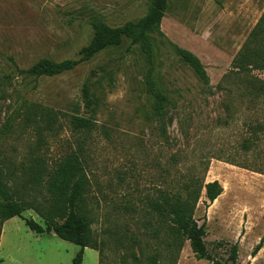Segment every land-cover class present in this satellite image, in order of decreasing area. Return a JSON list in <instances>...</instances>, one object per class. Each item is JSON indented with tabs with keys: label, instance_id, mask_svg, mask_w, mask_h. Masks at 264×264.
<instances>
[{
	"label": "rangeland",
	"instance_id": "obj_1",
	"mask_svg": "<svg viewBox=\"0 0 264 264\" xmlns=\"http://www.w3.org/2000/svg\"><path fill=\"white\" fill-rule=\"evenodd\" d=\"M147 14L145 0H0V167L27 206L3 227L0 264H73L79 246L26 224L46 228L39 212L53 204L47 175L72 153L85 162L96 243L85 249L83 264H152L154 257L160 264L177 257L176 264H213L198 261L189 243L180 252L169 248L168 224L151 207L192 178L218 181L224 190L209 205L204 189L195 213L199 225L206 223L212 255L226 262L238 244L239 264H264V246L252 256L264 236V95L255 91L264 86V69L234 68L264 0H169L163 36L153 35V65L125 40L60 76L19 72L41 60L80 61L97 19L122 28ZM176 48L201 60L209 85ZM151 67L170 101L165 135L147 93ZM89 78L95 125L80 131L71 120L90 117L82 97Z\"/></svg>",
	"mask_w": 264,
	"mask_h": 264
},
{
	"label": "trees",
	"instance_id": "obj_2",
	"mask_svg": "<svg viewBox=\"0 0 264 264\" xmlns=\"http://www.w3.org/2000/svg\"><path fill=\"white\" fill-rule=\"evenodd\" d=\"M145 1L148 4V14L138 22L128 23L122 28H111L101 20L93 21L94 39L83 50V57L80 61H66L57 64L49 60H41L31 69L19 72L37 79L60 76L75 70L83 62L92 60L106 50L121 47L125 40L130 41L132 47L138 46L149 63L153 65L156 49L153 35L163 36L161 25L169 10V0ZM176 53L205 85H209L210 79L206 68L197 56L180 48H176ZM234 68L239 72L249 73L264 69V15L236 58ZM92 75L94 76V73ZM92 87V80L89 78L83 86L82 97L90 117H83L80 114L72 116L71 124L76 130L91 131L94 128L97 101L93 95ZM146 87L154 118L161 124V131L165 135L167 106L170 101L166 92L156 81L153 67L149 69L146 76ZM255 91L264 95V86L256 87ZM251 145L246 142L243 146L244 150L249 151ZM47 176L46 188L53 199V204L46 214L39 212L46 223V228L34 220H26V224L39 235L50 234L54 231L60 239L79 246L81 251L77 254L73 264H83L85 249L96 250L92 221L89 211L85 207L89 186L85 162L78 153L69 154ZM9 181L8 174H5L0 167V240L5 223L17 217L22 218L27 211L26 204L19 201L11 191ZM204 189L205 203L209 205L214 204L224 191L218 181L205 184L199 179L192 178L183 185L179 192L162 194L158 200L151 203L154 212L168 224L169 239H172L169 248L176 246L177 251L180 252L184 244L189 243L198 261L205 260L213 264H239L238 244L231 247L226 262L217 260L207 248L205 242L206 223L199 225L195 219ZM222 245V243L217 244V246ZM263 246L264 236L252 256L256 257ZM177 259L178 257L176 261ZM159 262L158 257L152 259V264H160Z\"/></svg>",
	"mask_w": 264,
	"mask_h": 264
},
{
	"label": "water",
	"instance_id": "obj_3",
	"mask_svg": "<svg viewBox=\"0 0 264 264\" xmlns=\"http://www.w3.org/2000/svg\"><path fill=\"white\" fill-rule=\"evenodd\" d=\"M52 233H53L54 235H56V233H55L54 231H53Z\"/></svg>",
	"mask_w": 264,
	"mask_h": 264
}]
</instances>
